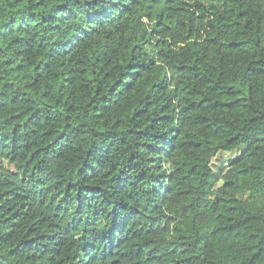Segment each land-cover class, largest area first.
<instances>
[{
  "label": "trees",
  "instance_id": "obj_1",
  "mask_svg": "<svg viewBox=\"0 0 264 264\" xmlns=\"http://www.w3.org/2000/svg\"><path fill=\"white\" fill-rule=\"evenodd\" d=\"M0 264H264V0H0Z\"/></svg>",
  "mask_w": 264,
  "mask_h": 264
},
{
  "label": "rangeland",
  "instance_id": "obj_2",
  "mask_svg": "<svg viewBox=\"0 0 264 264\" xmlns=\"http://www.w3.org/2000/svg\"><path fill=\"white\" fill-rule=\"evenodd\" d=\"M239 154H240V151L235 152V153H228V154L222 156L220 161L225 160V162H226L228 159L235 158V157L239 156Z\"/></svg>",
  "mask_w": 264,
  "mask_h": 264
}]
</instances>
